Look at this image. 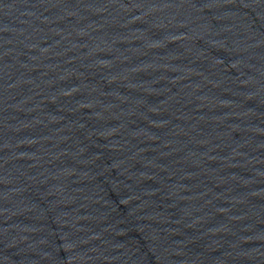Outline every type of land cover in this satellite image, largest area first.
Returning <instances> with one entry per match:
<instances>
[{
	"label": "water",
	"instance_id": "water-1",
	"mask_svg": "<svg viewBox=\"0 0 264 264\" xmlns=\"http://www.w3.org/2000/svg\"><path fill=\"white\" fill-rule=\"evenodd\" d=\"M0 264H264V0H0Z\"/></svg>",
	"mask_w": 264,
	"mask_h": 264
}]
</instances>
